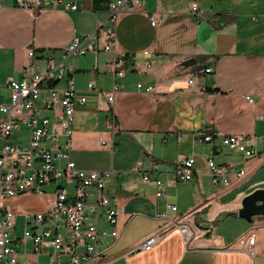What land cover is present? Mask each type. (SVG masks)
<instances>
[{
    "label": "crops",
    "instance_id": "1",
    "mask_svg": "<svg viewBox=\"0 0 264 264\" xmlns=\"http://www.w3.org/2000/svg\"><path fill=\"white\" fill-rule=\"evenodd\" d=\"M39 1L40 8L33 9L20 7L18 0L0 1V96L9 95L6 79L25 77L29 49L41 63L61 62L75 37L84 39L102 26L114 0H63L55 7ZM68 2L79 9L65 8ZM195 2L203 18L191 12ZM117 31L125 76L115 77L109 66L113 53L103 49L72 60L75 86L87 102L76 108L69 159L78 168L111 173L107 191L119 210V236H105L101 246L107 264H264V217L248 221L238 214L243 199L264 188V0H145L140 10L121 14ZM209 67L213 71L204 72ZM91 81L96 90L88 89ZM115 82L121 89L110 105L104 93ZM209 130L243 136L254 154L227 149L220 139L215 144L193 139ZM184 157L196 158L194 178L170 184ZM210 158L248 173L239 180L230 172L231 186L217 185ZM140 162L161 184L143 181ZM44 187L51 192L23 195L16 203L44 210L56 184ZM158 211L193 215L190 245L174 228L152 249L133 252L166 224L156 218ZM103 212L99 229L111 233L114 226ZM248 233L255 236L251 248L242 240ZM19 247L22 264H46L42 258H50L36 254L32 242Z\"/></svg>",
    "mask_w": 264,
    "mask_h": 264
},
{
    "label": "built area",
    "instance_id": "2",
    "mask_svg": "<svg viewBox=\"0 0 264 264\" xmlns=\"http://www.w3.org/2000/svg\"><path fill=\"white\" fill-rule=\"evenodd\" d=\"M62 1L47 0L46 3L55 7ZM144 3L145 0L112 1L108 18L102 26L84 39L75 37L66 48L61 62L56 63L53 58H47L41 63L35 50L29 49L30 61L23 69L25 77L21 80H5L4 89L8 91L9 101L0 103V264H22L18 247L26 246L28 242L33 243L36 254L49 255L51 264L109 262L110 258L101 247L104 237L119 236L116 228L119 210L113 206L112 197L107 191L111 173L84 170L69 159L76 108L87 102V97L81 95L75 86L73 75L76 69L72 60L103 49L113 53L109 66L115 77L125 76L122 68L125 55L116 49L120 16L140 10ZM18 4L26 9L41 6L39 0H18ZM65 8L79 9L72 2L66 3ZM191 12L199 18L206 14L197 2L192 4ZM156 24V18L153 17L152 25ZM212 71V67L204 70L207 73ZM61 81H65L66 85L59 86ZM189 84H195V77H191ZM88 89H97L95 81L88 84ZM120 89V85L115 82L112 89L104 93L110 105H114ZM201 89L205 90L203 87ZM248 99L253 101L250 97ZM112 127L115 132V122ZM193 136L196 142L215 144L220 139L221 145L227 149L243 152L247 156L254 154V150L244 143V137L240 135L209 130ZM26 138L28 144L24 145L23 140ZM195 164V157L180 159L176 172L169 177V183L193 179ZM207 164L213 182L224 187L231 186L230 172L236 173L239 180L248 173L245 167L235 170L233 164L219 165L212 158L208 159ZM157 167V163H154V170ZM138 170L145 183L161 184L160 180L151 179L150 173L143 170L141 162ZM52 183L56 184L54 198L44 210L33 212L16 203L23 195H47L44 186ZM169 208L172 211L178 209L174 205ZM102 209L107 221L114 226L111 233L99 229ZM19 217H23L25 222L22 237H19L17 229ZM156 218L167 222L139 243L133 252L152 249L174 228L180 229L186 246L190 245L194 237L192 214L172 216L167 211H158ZM242 240L251 248L255 236L248 233Z\"/></svg>",
    "mask_w": 264,
    "mask_h": 264
},
{
    "label": "water",
    "instance_id": "3",
    "mask_svg": "<svg viewBox=\"0 0 264 264\" xmlns=\"http://www.w3.org/2000/svg\"><path fill=\"white\" fill-rule=\"evenodd\" d=\"M239 216L248 221L254 217H264V188L254 190L248 194L242 202Z\"/></svg>",
    "mask_w": 264,
    "mask_h": 264
},
{
    "label": "rangeland",
    "instance_id": "4",
    "mask_svg": "<svg viewBox=\"0 0 264 264\" xmlns=\"http://www.w3.org/2000/svg\"><path fill=\"white\" fill-rule=\"evenodd\" d=\"M1 94V93H0ZM2 96V97H1ZM0 96V101H2V102H5L6 100H7V98H8V95H7V93H3L2 95ZM7 101H9V100H7ZM26 131V130H25ZM26 133H27V131H26ZM17 134V133H16ZM26 136L25 137H27V134H25ZM16 139L18 138V136L17 135H15L14 136ZM7 143H14V141H7ZM23 144L25 145V144H28V142H27V138H26V140H23ZM44 189H45V191L46 192H51V190L52 189H50L49 187H44ZM17 225H18V235H19V237H22L23 236V232H24V227H25V222H24V218L23 217H19L18 218V221H17ZM22 249H23V247H19V251H22ZM42 260L44 261V263H46V264H48V263H52V260H51V257L50 258H48V257H43L42 258Z\"/></svg>",
    "mask_w": 264,
    "mask_h": 264
}]
</instances>
